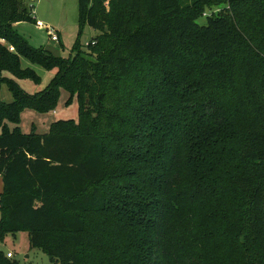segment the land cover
I'll return each instance as SVG.
<instances>
[{
	"label": "trees",
	"instance_id": "1",
	"mask_svg": "<svg viewBox=\"0 0 264 264\" xmlns=\"http://www.w3.org/2000/svg\"><path fill=\"white\" fill-rule=\"evenodd\" d=\"M211 2L78 0L97 36L64 59L16 30L34 20L27 0H0V84L14 96L0 101V239L26 232L55 264H264V0H229L231 17L208 15ZM21 58L58 69L47 89L7 77L37 80ZM144 58L153 69L133 77ZM61 87L78 123L8 130Z\"/></svg>",
	"mask_w": 264,
	"mask_h": 264
},
{
	"label": "rangeland",
	"instance_id": "2",
	"mask_svg": "<svg viewBox=\"0 0 264 264\" xmlns=\"http://www.w3.org/2000/svg\"><path fill=\"white\" fill-rule=\"evenodd\" d=\"M179 1L184 7H193L197 0ZM228 2L229 0H212L207 5L205 12L211 15L213 12L225 9V13L231 17L233 10L229 9ZM27 5L28 7L33 5L34 20L22 22L16 26V30L34 48L49 52L56 57L70 59L76 46L79 45L81 50L86 52L88 44L97 36L95 30L80 24L78 0H27ZM199 23L205 25L207 23L206 17L201 18ZM51 29L59 33L60 42L52 40ZM20 60L22 68L32 70L37 80L26 76L14 78L9 74L7 77L15 79L16 83L29 95H35L47 89L58 74L57 68L47 69L39 64L31 63L26 58ZM151 69L153 66L144 58L133 67L132 75L135 78H140L141 72ZM180 75L190 77L196 73L190 67L184 66ZM126 81L127 79H124L123 83ZM133 82L131 79L128 80L130 84ZM136 83L146 88L141 80ZM145 94V90L139 93V95ZM0 101L5 104H11L14 101V96L6 82L0 84ZM79 109L80 103L77 95H72L67 88L61 87L56 101L46 110H41L38 106L25 107L22 109L17 122L7 120L5 126L12 133L49 135L55 132L54 129L60 121L78 123ZM2 193L3 183L0 179V201ZM1 217L0 209V221ZM0 252L6 256L9 252L13 253L15 256L13 261L17 264H55L46 253L31 246L30 235L26 232L7 233L3 239H0Z\"/></svg>",
	"mask_w": 264,
	"mask_h": 264
},
{
	"label": "built area",
	"instance_id": "3",
	"mask_svg": "<svg viewBox=\"0 0 264 264\" xmlns=\"http://www.w3.org/2000/svg\"><path fill=\"white\" fill-rule=\"evenodd\" d=\"M29 8H30L31 11H32V10H33V9H32V8H33V5H31ZM50 32H51L52 40H53L54 42H59V41H60V37H59V35L57 34V31L51 29ZM12 50H13V49H12ZM7 256H8L9 259H14V257H15L14 254L11 253V252H9V253L7 254Z\"/></svg>",
	"mask_w": 264,
	"mask_h": 264
},
{
	"label": "crops",
	"instance_id": "4",
	"mask_svg": "<svg viewBox=\"0 0 264 264\" xmlns=\"http://www.w3.org/2000/svg\"><path fill=\"white\" fill-rule=\"evenodd\" d=\"M57 34L59 35V33L57 32ZM59 37H60V35H59ZM60 42V41H59Z\"/></svg>",
	"mask_w": 264,
	"mask_h": 264
}]
</instances>
